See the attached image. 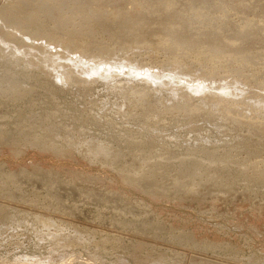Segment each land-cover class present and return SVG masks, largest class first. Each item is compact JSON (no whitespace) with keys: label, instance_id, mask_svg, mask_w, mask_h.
<instances>
[{"label":"rangeland","instance_id":"1","mask_svg":"<svg viewBox=\"0 0 264 264\" xmlns=\"http://www.w3.org/2000/svg\"><path fill=\"white\" fill-rule=\"evenodd\" d=\"M13 1L0 0L8 15L25 16L103 58H121L130 48L136 63L264 88V0ZM108 9L121 16L110 21ZM0 59V209L7 207L0 225H8L1 254L32 253L52 219L54 230L62 225V231L89 235L91 249H76L109 264L121 263L119 257L156 264L162 255L160 264H264V110L247 115L257 118L253 128L221 112L172 115L154 93L141 97L144 111L130 114L118 111L124 89L97 81L67 89L57 82L56 90L45 76H30L36 89L20 94L9 88L10 74L24 80L38 70L11 69ZM173 60L177 64H167ZM10 69L16 72L6 73ZM140 137L143 147L128 143ZM83 142H97L103 155L90 158ZM32 161L39 166L27 167Z\"/></svg>","mask_w":264,"mask_h":264},{"label":"bare ground","instance_id":"2","mask_svg":"<svg viewBox=\"0 0 264 264\" xmlns=\"http://www.w3.org/2000/svg\"><path fill=\"white\" fill-rule=\"evenodd\" d=\"M21 1H23V0H20V2ZM40 1H42V0H40ZM43 1H45V0H43ZM91 1H93V0H90V2ZM242 1H240V2H242ZM13 2L14 1L12 0V2H10V4H12ZM6 3H7V1H6ZM163 3H166V2H163ZM247 3H248V1H247ZM1 5L2 4H0V6ZM49 5H51V4H49ZM248 6H249V4H248ZM217 7H219V6H217ZM1 8H2V6H1ZM6 8H7V6H6ZM8 8H10V7H8ZM6 11L7 10H4V8H2L0 11V58L4 57V58H6V60H9L11 62L10 64H12V66L10 64H8L11 66V67L9 66L11 69H13L15 66L19 67L18 64L19 65L25 64L28 67V69L32 68L33 69L32 71H34V69L38 70V74H36L34 72V74H32V75H30V73H32L31 71L30 72L27 71L29 78H25V79L23 78L24 80H19V79H13L12 78L13 74L12 73L10 74L11 69L9 71H6V70H8V68L7 67L5 68L6 73H9L10 76L12 75V77L7 76L9 78V83L13 82L9 88L11 90H14V88L18 89L20 91V94L25 93V92H30V91H32V89L34 90V88L36 89V87H35L36 85L34 86V84H37V82H35L34 80L32 81L31 80L32 77L37 79L38 77L41 78V76H45V79L51 78V79H47V80H52V79L54 80L53 81L54 84H52V82L49 83V84H52L51 86L54 87V89H56V88L59 89L60 85L62 87L61 89H63V88L67 89V87L72 88L73 85H77V84L83 85V87H87L88 85L96 83L97 81L101 82L105 86L107 85L108 88H113V89H118V90L124 89V94H123L124 98L121 99V101H119L118 111L123 110V111L129 112L130 114L132 112L137 113L141 110L144 111L146 106H145L143 99H141V97H143V98L145 96L148 97L154 93H156V94L160 93V97H158V100H156V101L159 103L160 107H163V108H161L162 111L171 112L172 115H179V114H182L183 112L184 113H186V112H202V113L203 112H210V113H214V114H216L215 112H221V113H225L226 116H229L230 119H232L234 116H237L239 119V124L244 125L246 123V124L252 125V120L255 117H253V115H252L251 117H253V118H252V120H250V118H248L250 115L248 117H247V115L250 114L252 111H260L259 114H261V112H263V110H264V88H260V91L253 90L251 87L252 85H250L248 81H243L240 78H234V79H236V81L234 80V82H236V83H234L231 80H228V78L226 79V77H222L220 79L206 78L204 76L205 73L204 74L202 73L201 75H199V73H198V75H197V73H196V75H194V74L192 75L191 73H193V72L184 71L181 68H174V66H172L171 68H166L164 64L148 65L146 63H143V64L136 63L135 61L132 60V56L131 57L128 56V55H133L132 51L131 50L129 51L130 48L129 49L127 48V50L125 49L123 54L121 53L123 55V56L121 55V58L117 54H115L118 56L117 59H115V57H116L115 55H109L110 57L107 58V56H105L103 58L102 56H100L102 54H100L98 52H95L96 54H93V53L87 52L85 49H78L77 45L75 44V41H73V40L68 41L69 42V44H68L65 41L64 37L57 36L59 34L53 30L52 31L48 30L47 32H44L45 30L42 31L43 29L41 30V28H39V27L37 28L36 25L35 26L33 25V23H28L27 17H25V16L24 17H22L21 15L15 16L16 13H14V15H12L13 13L8 15L6 13ZM108 11L111 15V16H109V19H111L110 21L116 20V19L113 20V18L114 17L118 18L119 16H121V12H122V11L119 12V10H118L117 11L118 16L117 15L114 16L113 15L114 13L111 14L112 10L108 9ZM108 11H106V12H108ZM131 11H133V9ZM15 12H17V11H15ZM8 13H11V12H8ZM144 13L146 14V12H144ZM27 15H28V13H27ZM29 16L31 17V15H29ZM95 16H96V14H95ZM127 16H129V15H127ZM93 19H94V17H93ZM100 20H102V19H100ZM26 22H27V25H26ZM260 24H262V23L260 22ZM104 25H106V24H104ZM29 26H32V27L29 28ZM54 28H52V29H54ZM138 28H140V27H138ZM263 30H262V32H264ZM259 38H261V36H259ZM132 39H131V41H132ZM188 42H189V40H188ZM171 43H173V42H171ZM163 44L165 45L166 43H163ZM163 44H161V45H163ZM139 46H135V47H139ZM228 47H230V46H228ZM235 47H237V44L235 45ZM176 48H177V46H176ZM218 48H220V47L218 46ZM216 50H218L217 47L215 49V52H216ZM215 52H214V54L216 55L217 53H215ZM217 52L219 54L220 51L218 50ZM211 56H212V54H211ZM229 56H231V55H229ZM219 58H217V59H219ZM230 58H232V57H230ZM217 59H216V61H217ZM223 59L221 57V60H223ZM9 61L4 60V62H6V63L7 62L9 63ZM170 61H172V60H170ZM176 62H177V60H175L174 62H170V63L168 62L167 64H177ZM0 64H1V61H0ZM8 65H6V66H8ZM23 70L24 69H22L21 71H23ZM25 70H27V69H25ZM12 71H14V70H12ZM15 72L16 71H14V73ZM24 74H23V77H24ZM6 75H8V74H6ZM34 75H36V76H34ZM16 76L19 77V75H16ZM30 76H32V77H30ZM14 78H15V76H14ZM28 79H30L32 82H34L33 85H32V83H30V80H28ZM42 80H43V84L46 83V86H47V80L45 82L44 79H40V81H42ZM228 81H230V82H228ZM57 82H61V84L59 83L60 85H58ZM239 82H241L242 84L239 85L240 84ZM140 83H142V84H140ZM38 84H40V82ZM140 85H145L147 88H145V89L139 88ZM42 86H44V85H42ZM42 86H41V88H43ZM51 86H47V87H51ZM47 87H46V90H49V91L53 90L51 88L47 89ZM38 88H40V87H38ZM44 88H45V86H44ZM129 88H130V90H128ZM165 93H167V94H165ZM127 96H129V97H127ZM76 97H78V96H76ZM194 99L196 101H197V99H200V102H199V100H198V102L201 103V100H202L203 103L202 104H198V103L195 104V103H193ZM209 99H212L211 102L208 101ZM102 101L103 100H101L100 102L94 101L91 103V105H93V103H95V105H99V106L107 105L106 101H103V102ZM89 102H90V100H89ZM224 102L227 103L228 105L225 104ZM155 107L157 108L158 106H155ZM263 114H264V112H263ZM263 114H262V117H263ZM126 116L127 115L125 114V117ZM208 117H209V119H213L210 116H208ZM256 119H254V120H256ZM214 120L215 119L210 120V121H214ZM227 120H228V117H227ZM253 124H255V123H253ZM254 127L257 128V126H253V128ZM138 130H136V131L138 132ZM141 132H143V130ZM129 136H131V135H129ZM149 140L150 139H148V141ZM144 142H146V141H144L141 137L138 140H137V138L136 139L130 138L128 141V143L131 146L134 145L136 147L137 146L143 147L145 145ZM148 143H151V142H148ZM83 144H84V146H86V148L89 149V157L90 158L93 157V155L99 156L103 152V150L101 149L102 146L100 144H97V142L96 143H92V142L91 143L90 142L84 143L83 142ZM81 145H82V143H81ZM259 148H260V146H259ZM134 149H135V147H134ZM40 154H42V153H40ZM40 154L35 155L33 157V160L41 158ZM111 156H113V155H111ZM101 159H102V157H101ZM104 159L109 160L108 156L104 157ZM35 162L32 161L29 164L30 166H27V167L30 168V167L39 166ZM107 165H105V166H107ZM43 167H47V166H43ZM254 172L256 174V171H254ZM130 176H132V175L130 174ZM254 176H256V175H254ZM3 205H4L3 207H5V203ZM3 207H2L3 210L0 209L1 210L0 211V220H2V217L3 218L5 217L4 212H5V209H7V207H5V208H3ZM46 219H48V217ZM4 220H5V218H4ZM50 220L52 221V219H50ZM51 221H50V223H44L43 222L44 223L43 228H45V229H42L39 232V234L36 238L37 242H35L33 245L36 248L32 251V253L16 254L13 256L11 255V257H10L9 255L11 254V252H9V254L7 255L6 254L8 252L7 250H6L7 252L3 253V254H1V252H0V264H109V263L104 261L103 257H100L97 259H90L89 258L90 256H88L87 254L85 255V252H84L85 250L82 252V251L76 249V247H78V248L82 247V248L86 249V251H87L91 247V245H93V244L88 242L89 239L91 238V237H89V235H87V236L82 235L80 233L81 230L79 228H74L75 229L74 232L68 231V230L62 231L61 230L63 228V227H61L62 225L59 227V224L61 222L58 224V227L60 228V230H54V225H51ZM55 221H57V220H55ZM2 222L3 221H1V224H2ZM19 222H22V221L20 220ZM52 223H54L56 226L55 222H52ZM5 224H6V222H5ZM5 224L0 225V248L1 247L4 248L3 244L8 241V238H6L4 236L5 234H2V231L4 230L3 227L6 226ZM61 224H63V223H61ZM7 226H6V229L8 228ZM12 226H13V224L11 225V227ZM52 227H53V230H52ZM78 233H80V234H78ZM6 239H7V241H6ZM44 241H48V244L45 243ZM69 248H73L74 252L69 251L68 250ZM14 250H16V249H13L11 251H14ZM17 250H16V252H17ZM44 250H46V251H44ZM92 252H93V250H92ZM91 254H93V253H91ZM162 257H163V255L161 256V258ZM164 257H166V256H164ZM119 258L121 259V263H118L116 261L114 264H147L146 261L141 262V263H138V262L133 263L126 257H124V258L119 257ZM161 258L158 259L157 261H155V263L160 264V262L165 260V258L164 259L163 258L161 259ZM195 264H196V262H195ZM201 264H203V263H201Z\"/></svg>","mask_w":264,"mask_h":264}]
</instances>
